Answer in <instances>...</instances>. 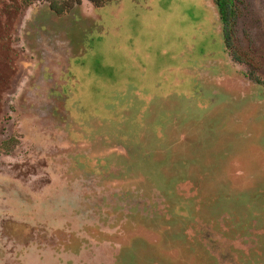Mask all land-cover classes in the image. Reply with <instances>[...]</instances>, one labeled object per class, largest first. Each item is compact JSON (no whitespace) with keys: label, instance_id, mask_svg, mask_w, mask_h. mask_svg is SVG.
I'll list each match as a JSON object with an SVG mask.
<instances>
[{"label":"rangeland","instance_id":"1","mask_svg":"<svg viewBox=\"0 0 264 264\" xmlns=\"http://www.w3.org/2000/svg\"><path fill=\"white\" fill-rule=\"evenodd\" d=\"M55 3L0 0V264H264V0L250 64L215 0Z\"/></svg>","mask_w":264,"mask_h":264},{"label":"trees","instance_id":"2","mask_svg":"<svg viewBox=\"0 0 264 264\" xmlns=\"http://www.w3.org/2000/svg\"><path fill=\"white\" fill-rule=\"evenodd\" d=\"M23 2L32 3L36 0H22ZM51 3V8L54 9L59 14H63L67 12L70 6H62L58 7L55 3V0H48ZM81 0H73V3H80ZM94 2L95 6H100L102 4H106L107 2L113 0H91ZM216 5L218 7L219 17L221 19L222 25L224 27L225 33V41L227 48L230 50L232 56L237 62L241 63H252V60L246 55V53L239 51L238 47L236 46L237 41V25L240 16V5L239 0H215ZM250 78L264 86V78H261L257 75H250Z\"/></svg>","mask_w":264,"mask_h":264},{"label":"flooded vegetation","instance_id":"3","mask_svg":"<svg viewBox=\"0 0 264 264\" xmlns=\"http://www.w3.org/2000/svg\"><path fill=\"white\" fill-rule=\"evenodd\" d=\"M52 9V8H51ZM53 11H54V13H56L58 16L59 15H62V14H59L58 12H56L54 9H52ZM68 70V69H67ZM61 90H62V86H61ZM63 92V91H62ZM57 94H59V93H57Z\"/></svg>","mask_w":264,"mask_h":264}]
</instances>
